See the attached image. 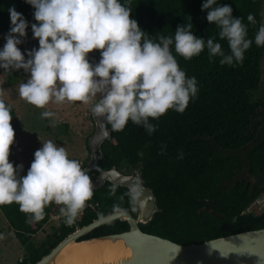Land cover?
Returning a JSON list of instances; mask_svg holds the SVG:
<instances>
[{
  "label": "trees",
  "instance_id": "trees-1",
  "mask_svg": "<svg viewBox=\"0 0 264 264\" xmlns=\"http://www.w3.org/2000/svg\"><path fill=\"white\" fill-rule=\"evenodd\" d=\"M204 2L120 0L121 4L131 8L130 17L137 21L139 28L156 42L161 35L174 36L177 25L192 24L193 35L205 41L214 38L228 53V44L219 38V29L206 19L207 10L201 11ZM225 4L232 7L233 17L243 18L247 36L253 40L244 54L243 63L221 65L220 57H213L210 61L207 48L198 56L184 60L172 46V53L181 70L187 77L196 78L197 95L190 99L183 113L168 110L159 119H150L157 125L151 135L131 121L119 132H113L107 125L110 138L101 144L102 158L89 174L92 178L112 166L119 170L123 166H137L142 184L152 190L159 208L152 220L140 225V228L182 244L264 227V211L241 214L264 184V102L252 97L261 82L260 59L264 47L255 45L254 36L264 24V0H216V5ZM13 7L28 20L32 33L31 25L37 23L33 17L34 8L25 0H13ZM249 14L255 17L254 25L247 21ZM9 30V12L0 3V31L6 34ZM21 73H24L22 69L5 72L0 68V80L13 83ZM27 78L26 73L23 82ZM4 102L10 107L13 118L16 113L14 106ZM256 130H261L262 138L245 148L243 161L237 154L221 152L246 144ZM87 149L89 154L88 143ZM180 153L182 158H178ZM88 158L82 162V167ZM242 173H249L256 180L251 181ZM207 200H210V206L206 210L203 207ZM90 202L98 203L97 211L86 207L77 222L79 227L114 211L126 210L133 214L136 208L130 190L109 181L93 189V195L86 204ZM58 208L55 203H50L44 209L43 219L28 223V217L20 212L16 203L0 205V211L15 238L25 247V254L15 264L37 261L74 230V227L61 224L53 227V231L47 233L41 242H32L33 236L49 221L52 211ZM127 227L126 222L113 220L96 227L81 239L120 232Z\"/></svg>",
  "mask_w": 264,
  "mask_h": 264
},
{
  "label": "clouds",
  "instance_id": "clouds-1",
  "mask_svg": "<svg viewBox=\"0 0 264 264\" xmlns=\"http://www.w3.org/2000/svg\"><path fill=\"white\" fill-rule=\"evenodd\" d=\"M34 8L37 23L31 25L39 47L25 54L17 47L26 36L28 23L14 7L9 8L10 30L0 50V68L5 72L23 70L28 74L20 83L18 95L27 103L44 108L50 102L65 101L90 104L96 118H103L113 132L123 131L127 123L141 126L151 135L157 120L168 110L183 113L198 93L195 77L181 70L175 53L184 60L198 56L207 48L209 59L220 57L221 65L242 64L245 52L253 44L247 36L242 17H233L230 5H216L205 0L201 11L219 29L226 40L225 53L214 38L192 34V24L177 25L174 36L148 38L131 8L120 0H25ZM216 5V6H214ZM255 24L253 14L247 16ZM257 47H264V24L254 36ZM99 50L100 60L93 65L87 55ZM3 90H0V96ZM93 101H95L93 103ZM42 118L54 113L43 111ZM10 107L0 99V205L16 203L28 223L44 218L50 203L59 206V215L71 225L91 199L90 176L79 160L70 159L65 147L52 140L42 142L26 175H19L23 165L9 161L14 143ZM162 154V153H161ZM180 153L178 158H182ZM257 264H264V253L257 254Z\"/></svg>",
  "mask_w": 264,
  "mask_h": 264
},
{
  "label": "water",
  "instance_id": "water-1",
  "mask_svg": "<svg viewBox=\"0 0 264 264\" xmlns=\"http://www.w3.org/2000/svg\"><path fill=\"white\" fill-rule=\"evenodd\" d=\"M87 59L94 65L98 63L99 50H93ZM91 117L94 130L87 142L89 158L82 167L88 175L102 158L101 144L110 138V130L103 118H96L92 113ZM106 181L130 190L135 213L121 210L101 215L75 228L31 264H257V254L264 253V227L188 244L147 233L140 225L151 221L159 209L152 190L142 184L138 175L124 173L116 166L92 177V188L98 189ZM209 206L210 200H207L203 209L207 210ZM244 213L247 211L242 210L241 214ZM113 220L126 222L127 229L81 239L96 227Z\"/></svg>",
  "mask_w": 264,
  "mask_h": 264
},
{
  "label": "rangeland",
  "instance_id": "rangeland-1",
  "mask_svg": "<svg viewBox=\"0 0 264 264\" xmlns=\"http://www.w3.org/2000/svg\"><path fill=\"white\" fill-rule=\"evenodd\" d=\"M3 8H12L13 0H1ZM28 23L26 28V36L20 38L22 43L17 45L23 54L33 48H38V40L33 39L30 33V25ZM264 23V17H263ZM7 34V33H6ZM0 31V50L5 44V35ZM261 67V82L259 88L253 93L254 100L264 102V52L260 59ZM26 73L18 75L16 81L13 83H6L0 80V90H3V99L11 103L15 108V116L10 123L14 129V143L10 147L9 159L14 165H23V170L19 172L21 176L27 174L32 160L34 159V152L42 147V142L52 140L57 146L65 147L70 159L79 160L80 163L89 156L87 149V142L89 136L94 130V123L91 117V105L81 102L67 101L63 103L50 102L44 108H37L18 95V87L23 83ZM95 101H93L94 103ZM43 111H51L54 113L52 118H42ZM261 116L259 117V119ZM223 154H230L229 151L222 152ZM139 168L137 166H123L121 171L124 173H132L139 175ZM250 208H247L248 212ZM58 222L55 219L49 221L43 226L42 230L37 232L32 242L39 243L47 233L53 231V227H57ZM25 247L15 238L13 231L8 226L7 221L0 211V264H15L25 254Z\"/></svg>",
  "mask_w": 264,
  "mask_h": 264
},
{
  "label": "flooded vegetation",
  "instance_id": "flooded-vegetation-1",
  "mask_svg": "<svg viewBox=\"0 0 264 264\" xmlns=\"http://www.w3.org/2000/svg\"><path fill=\"white\" fill-rule=\"evenodd\" d=\"M259 108L262 109V106L260 105ZM261 138H262L261 130H256V131H254V135L247 141L246 144H242L240 147L236 148L235 150H221V152L229 151L231 154H237L239 156V158L242 159V161H243L244 160V150H245V148L248 145H252V144H254L256 142H259L261 140ZM243 169H245V166L243 167ZM242 176H244V177L249 176L251 181H255L256 180V178L253 175L249 174V173H246V174L242 173ZM257 198L260 199V200L256 201ZM261 206H262V208L260 209ZM247 208H250V210L247 213L250 212V213H253V214H259V213L264 211V184H263V189L256 195V197L249 203V205L246 206V208L244 210H246Z\"/></svg>",
  "mask_w": 264,
  "mask_h": 264
},
{
  "label": "built area",
  "instance_id": "built-area-1",
  "mask_svg": "<svg viewBox=\"0 0 264 264\" xmlns=\"http://www.w3.org/2000/svg\"><path fill=\"white\" fill-rule=\"evenodd\" d=\"M97 205H98V203H91V202L86 204L84 209L82 210V212L80 214H78L75 221L71 225L66 224L64 221V218L59 215V208L52 211L50 218L55 219V221L58 222L57 226L63 224L66 227H74V229H75V228L79 227L77 222L81 219L82 215L85 212L86 207L89 208L91 211L96 212L97 211V209H96Z\"/></svg>",
  "mask_w": 264,
  "mask_h": 264
},
{
  "label": "crops",
  "instance_id": "crops-1",
  "mask_svg": "<svg viewBox=\"0 0 264 264\" xmlns=\"http://www.w3.org/2000/svg\"><path fill=\"white\" fill-rule=\"evenodd\" d=\"M19 260H20V258H19Z\"/></svg>",
  "mask_w": 264,
  "mask_h": 264
}]
</instances>
